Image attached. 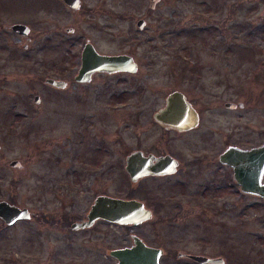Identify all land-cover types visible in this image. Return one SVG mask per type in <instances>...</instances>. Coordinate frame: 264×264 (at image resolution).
<instances>
[{"label": "rangeland", "instance_id": "rangeland-1", "mask_svg": "<svg viewBox=\"0 0 264 264\" xmlns=\"http://www.w3.org/2000/svg\"><path fill=\"white\" fill-rule=\"evenodd\" d=\"M149 3L106 0L109 12L105 15L61 14L53 28L59 34L54 37L57 46L51 43L48 58L53 63L54 54H58L57 79L67 87L55 92L45 87L47 76L40 51L41 33L49 36L51 30H41L40 23H53L54 16H23L39 21L26 52L18 47L22 36L10 37L14 62L0 70V200L26 207L32 218L12 228L0 222V264H41L63 246L66 236L39 220L42 212L52 216L62 211L80 219L87 213L91 191L86 193L78 187L76 192L61 197L52 187H40L44 175L53 183L69 179L74 170L78 183L88 188L81 170L88 164L80 155L76 159L72 156L75 144L81 142L71 139L74 127L91 124L93 146L99 149L102 136L107 135V154H97L93 159L95 162L105 156L109 162L106 191L111 196L131 186L123 170L129 151L220 153L229 146L249 149L264 143V0H160L153 10L148 8ZM139 19L145 21V27L137 33ZM71 27L74 34L65 33ZM80 34L100 52L133 56L137 72L99 75L88 85H74L80 59L74 54L72 42ZM181 47L182 52L177 50ZM193 68L200 75L187 77V71ZM173 90L186 95L200 114V124L196 131L166 140L153 124L152 115ZM35 95L43 105L37 107V115L28 118L22 108L25 103L32 104ZM227 102L236 104V108L225 109ZM43 108L45 111L40 112ZM82 119L85 123H80ZM13 160L20 162V169L9 166ZM213 170V166H207L188 181L198 184L212 180L217 184V207L223 214L217 215L207 207L199 210L183 200L181 216L173 221L152 222L153 216L145 229L147 240L163 246L165 256L177 264H187L184 259H176L177 252L219 257L223 264H264L263 200L241 193L229 172L223 170L213 180ZM178 181L177 176L146 179L139 185L154 189ZM120 234V229H110L108 237L95 236L88 247L77 239L74 249L78 254L91 249L89 262L106 264L107 253L97 249V242L105 241L112 248Z\"/></svg>", "mask_w": 264, "mask_h": 264}, {"label": "flooded vegetation", "instance_id": "flooded-vegetation-1", "mask_svg": "<svg viewBox=\"0 0 264 264\" xmlns=\"http://www.w3.org/2000/svg\"><path fill=\"white\" fill-rule=\"evenodd\" d=\"M105 4L106 0H97V2H92L90 0H0V70L3 69L2 67L6 66L8 63L14 62L15 57L13 52V44L12 41L9 40L12 35L15 34L23 37L22 40L18 43V47L20 46L23 52L30 50V46L34 41L32 33L35 26H39V21L37 22V20L33 17L23 16H31L35 13L44 16H54L53 23H49V21L47 20H43L40 23L42 24L41 30H46L47 28H50L52 30H48V33L50 34L49 36L45 31L41 33L44 36L41 37L43 41L40 44V51L42 53L41 65L43 66V72H45V76H47L44 77V84H46L45 87H47V90L49 92H55L54 90L65 89L67 87L66 82L65 88H58L56 86H52L51 83H48V80L62 81L57 79L60 75L58 54H54L55 56L53 59V63H51L50 59L48 58L49 46L51 45V43L57 46V43H55L56 38L54 39V37L59 35L57 29L53 30V28L55 26L57 27L61 14L105 15L109 12V7L105 6ZM148 8H150L151 10L154 9L151 8L150 3ZM15 25H23L27 27L28 32L24 34L20 33L19 31H14L12 27ZM103 28H107V26H103ZM136 29L138 30L137 33L143 30L137 28V26ZM65 31V33H72L73 35L75 29L71 27L66 29ZM77 37L78 38H75L73 40L72 46L75 52L74 54L77 55V57H79L80 59V65L76 69V74L73 75L74 85H88L91 83L94 77L99 75L109 76L117 73L133 74L129 72H116L111 74L105 72H95V74L91 73L89 75L87 81H79V79H83L79 75V70L81 68L82 55L87 45L92 46L98 54L127 55L132 58L136 65L137 63L131 55L103 53L97 50L93 43L90 42L89 38L85 37L82 34L77 35ZM1 72L2 71H0V73ZM46 73H48V75H46ZM187 74V77L189 78L194 76L198 77L200 75L198 72H190V70L187 71ZM77 78L79 79L77 80ZM173 93H180L177 96L179 102L176 105L178 107L184 108L188 112L187 113L184 111V118L180 122V125H175L173 123H165L159 119H156V115L167 107L168 99ZM32 98L33 103H25L24 108H22L25 110L26 117L28 118L37 115L39 112L37 107L43 105L40 102L41 99L39 98V95H35ZM78 98L80 97L78 96ZM78 98L76 99L78 100ZM163 102L164 104L160 108H158L152 115L153 124L158 126L162 131V138L170 140L169 137H173L174 135L188 134L193 131H196L199 128L200 114L198 111H196L195 107L191 104V102L187 99L186 95L182 91L173 90L172 92H169ZM42 111H45V109L43 108L40 110V112ZM79 121L80 123H85L83 119ZM91 126V124H88L87 126L82 125L81 129L74 127L75 129L73 131V134H71V139L74 138L76 141L78 139L81 140L79 144H75L76 148L72 149L73 159L78 158V156L80 155L81 159H83V161H85L86 164L89 165H87V167L81 166L82 173L86 175L85 181L88 184V188L86 186L84 187L83 185H81L83 183H78V173L74 170L71 171L72 175L69 177V179H58V181L56 180V182L51 183L50 180L45 177V175L42 178V183L40 186L41 190H44L46 187H52L56 194L59 193L60 196L63 197L64 193L76 192L78 190V187H80V191H86V193H89L91 191V198L88 205V211L81 219L77 215L75 217H73V215H64L62 211L59 212L58 215L48 216L47 214H44L46 212H42V215H39V220L57 227L59 229L58 232L66 236L65 243L63 244V246L56 248L53 254H51L52 252H49L50 255H47L44 260L46 262H42L41 264H93L92 262H89L90 257L92 256L90 254L91 249H86L90 251H85V253L84 251H81V253L79 252L80 254L76 253V249L74 248H76V245L78 243L77 239H82V243H86L88 247V244L92 245V241L95 236H97L96 238L100 237L102 239H105L109 236L107 235V231H110V229L114 231V229L116 228L120 229L122 231V234H120V239L114 240L115 243H113L112 248L108 247L105 241L97 242V249H99L100 251L102 250L103 253L105 251V253H107L106 259L108 260L106 261V264H109L110 262H112V264H117V260L110 255V252L121 249L125 250V248L133 247L135 238L141 240V242L146 247L159 248L162 250V255L159 260L160 264H177V262H174L172 258L165 256L163 246H155L153 241L147 240L149 238L148 234H145V229L147 228L148 222L152 220L153 216L155 217V219L152 220V222H156L157 219H166L169 221H173L174 219H176V217L181 216V213L183 211L181 203L183 200L190 202V205L192 206H197L199 210H204V207H207L211 208L215 213H217V215H222V209L217 207V204L219 203V196H217L216 193L219 186H217V184L215 183H212V180H207L206 183L203 182L198 184H192L188 181V178L197 177L196 175H199L205 167L213 166V174L215 175L213 180H217L216 177L219 176L218 173H221V171L224 170V172L231 173L234 186H237L239 188V185L234 178L233 168L228 165L222 164L219 160L220 155L227 147L220 153L203 150L194 152L188 151L185 153H176L169 151L153 152L146 151L145 149H136L129 151L124 156L123 170L127 178L129 179L131 186L124 193H119L116 196H111L108 194V191H106L109 185V162L106 158H104L105 156L100 157V159H97L95 162V159H93V157H97V154H107V135L104 134V136H102L103 140L100 149L94 147L93 140L91 138ZM79 145L81 147H79ZM134 153H139L140 157H150L152 158V165L159 164L158 166H165L168 170L172 171L170 173H161L158 175H145L139 177L136 181H131L126 168L127 159ZM165 158H167V160H161ZM10 167L15 168L12 166ZM17 168L20 169L21 164L20 167ZM181 172L183 174H181ZM176 176L180 177V181L168 183L164 186H157L154 189L147 188L144 185H139L140 182H143L146 179L174 178ZM96 180L97 183L95 182ZM79 181L81 182V180ZM261 182L264 183V180ZM229 186L232 187L231 183L229 184ZM106 197L123 201H137L143 205L144 209L150 211L151 217L149 220L142 221L138 224L124 225L118 224L116 222H111L108 219L102 217V210L104 208L101 202L104 201L102 199ZM226 198L228 197H224V199ZM9 204L17 206L13 203ZM64 211L66 212V210ZM31 218L32 216L30 213L29 218L19 219L10 225L5 224L3 221H1V219L0 222L4 227L12 228L15 225H18L20 222L29 221ZM81 224H84V226L80 227ZM127 240L129 241L127 242ZM27 243L29 244V241H27ZM201 245H204V243L202 242ZM190 255L199 254L177 252L176 259H184L187 264H199L190 259ZM52 260H54V263L51 262Z\"/></svg>", "mask_w": 264, "mask_h": 264}, {"label": "water", "instance_id": "water-1", "mask_svg": "<svg viewBox=\"0 0 264 264\" xmlns=\"http://www.w3.org/2000/svg\"><path fill=\"white\" fill-rule=\"evenodd\" d=\"M159 1L150 0L151 8H155ZM136 26L139 29H143L145 21L143 19L138 20ZM12 29L24 34L28 32L27 27L23 25H15ZM135 71H137V65L130 56L98 54L92 46L87 45L82 55L81 68L79 70V75L83 79L77 78V80L85 82L88 80L89 75L91 73L95 74V72L111 74L116 72L134 73ZM48 83L58 88L66 87V83L63 81L48 80ZM179 94L173 93L169 97L167 107L156 115V119L165 123L180 125V122L184 118V111L187 112V110L176 105L179 102L177 99ZM238 106L242 107V104ZM224 108L232 110L236 108V104L227 102L224 104ZM161 160H167V158ZM219 160L222 164L233 168L234 178L242 193H249V195L260 197L264 201V183L261 182L264 176V143L249 149L237 146L227 147L220 155ZM151 161L152 158L150 157H140L139 153L132 154L127 159L126 168L131 181H136L139 177L145 175H158L172 171L168 170L165 166H158L159 164L152 165ZM10 166L20 167V163L12 161ZM102 200H104L101 202L104 208L102 210V217L111 222L124 225L138 224L149 220L151 217L150 211L144 209L143 205L137 201H123L108 197ZM29 217L30 212L26 208H20L10 205L6 201H0V219L5 224L10 225L19 219H27ZM83 226L84 224L80 225V227ZM110 253L117 260V264H159L158 260L162 255V250L146 247L141 240L135 238L133 247L125 248V250H114ZM189 257L199 264L224 263V260L219 257L209 258L202 255H190Z\"/></svg>", "mask_w": 264, "mask_h": 264}, {"label": "trees", "instance_id": "trees-1", "mask_svg": "<svg viewBox=\"0 0 264 264\" xmlns=\"http://www.w3.org/2000/svg\"><path fill=\"white\" fill-rule=\"evenodd\" d=\"M192 33H194V30L192 31ZM181 37H182V36L177 37V38L180 39ZM177 41H178V40H177ZM177 41H176V42H177ZM177 50H178V51H181V52L184 51V49H183L182 47H181V49H177ZM194 62H196V60H194ZM190 70H191V71H195L196 69L193 68V69H190Z\"/></svg>", "mask_w": 264, "mask_h": 264}]
</instances>
